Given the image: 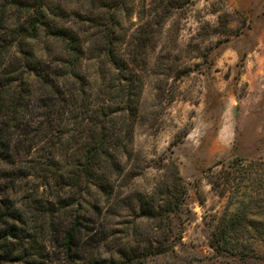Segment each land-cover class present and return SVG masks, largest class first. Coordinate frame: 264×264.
<instances>
[{"label":"rangeland","instance_id":"obj_1","mask_svg":"<svg viewBox=\"0 0 264 264\" xmlns=\"http://www.w3.org/2000/svg\"><path fill=\"white\" fill-rule=\"evenodd\" d=\"M248 2L46 0L68 24L86 26L91 54L115 16L119 57L136 58L142 91L119 193L106 199L95 225L105 238L70 263L47 244L37 264H128L119 247L136 249L148 224L134 213L135 196L150 191L168 158L187 187L176 219L183 234L173 253L144 264H264V0ZM94 64L83 63L98 86ZM243 196L254 203L223 248L215 233L230 229L225 214L241 210Z\"/></svg>","mask_w":264,"mask_h":264},{"label":"trees","instance_id":"obj_2","mask_svg":"<svg viewBox=\"0 0 264 264\" xmlns=\"http://www.w3.org/2000/svg\"><path fill=\"white\" fill-rule=\"evenodd\" d=\"M61 13L46 0H0V264H37L47 244L70 263L100 244L95 225L130 156L142 91L137 60L119 57L115 16L91 54L86 26ZM93 58L98 86L83 65ZM156 167L161 178L135 196L134 213L148 222L137 248L119 247L128 264L173 253L182 238L176 219L186 184L174 159ZM243 197L241 210L225 214L230 229L215 233L223 248L254 203Z\"/></svg>","mask_w":264,"mask_h":264},{"label":"crops","instance_id":"obj_3","mask_svg":"<svg viewBox=\"0 0 264 264\" xmlns=\"http://www.w3.org/2000/svg\"><path fill=\"white\" fill-rule=\"evenodd\" d=\"M240 4L243 5L244 7H246L247 5H249V2H248V0H240V1L236 0V5L241 7Z\"/></svg>","mask_w":264,"mask_h":264}]
</instances>
